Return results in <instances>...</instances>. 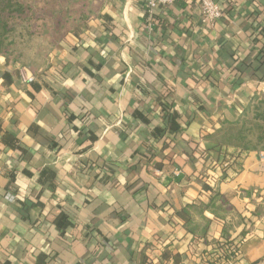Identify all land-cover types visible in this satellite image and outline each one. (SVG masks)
<instances>
[{"label":"crops","instance_id":"crops-1","mask_svg":"<svg viewBox=\"0 0 264 264\" xmlns=\"http://www.w3.org/2000/svg\"><path fill=\"white\" fill-rule=\"evenodd\" d=\"M146 1H110L108 23L96 14L35 74L0 55V264H137L146 244L182 254L165 264H210L224 232L229 264H264V152L225 178L223 154L191 155L210 146L202 127L264 93V0H223L214 25L196 0L148 15ZM204 184L226 196L220 214L201 210ZM188 203L193 236L172 216Z\"/></svg>","mask_w":264,"mask_h":264},{"label":"trees","instance_id":"trees-1","mask_svg":"<svg viewBox=\"0 0 264 264\" xmlns=\"http://www.w3.org/2000/svg\"><path fill=\"white\" fill-rule=\"evenodd\" d=\"M110 1L112 0H0V55L4 57L7 65L19 63L34 74L39 69L44 70L49 66L50 57L61 51L67 35L95 28L93 19L96 14H100L106 23L109 22L102 10ZM219 6L222 12L223 0H219ZM144 12L148 15L147 7ZM161 93L163 98L168 96L166 92ZM166 113L168 133H175L178 129L173 120L175 113ZM200 132L201 138L209 141L210 146L202 149L198 142L192 141L191 155L196 153L204 163L209 159L206 154L210 150L223 154L224 158L218 160L225 178L229 163H236L250 151L264 152V93L254 94L236 118H227L219 128L212 131L207 132L202 127ZM164 139L165 147L171 143L170 146H173L172 138ZM226 155L228 160H225ZM218 156L220 157L219 154ZM156 165L161 167L159 162ZM203 187L212 190V195L207 205L200 206L201 210L207 209L215 215L220 214L219 211L224 210L222 205H227L226 196L205 184ZM194 205L185 204L172 213V216L183 221V227L192 236L195 235V230L189 228L190 210ZM222 238L221 242H216L207 252L208 256H212L208 263L229 264L235 258L233 240H229L225 232ZM149 247V244L142 247L137 264H165L170 259L174 263L181 261V253L167 250L153 259L149 254Z\"/></svg>","mask_w":264,"mask_h":264},{"label":"built area","instance_id":"built-area-1","mask_svg":"<svg viewBox=\"0 0 264 264\" xmlns=\"http://www.w3.org/2000/svg\"><path fill=\"white\" fill-rule=\"evenodd\" d=\"M176 0H147L146 7L148 13H152V11L158 6H163L167 4H172ZM199 4L200 9V17L202 22L209 25H214L222 15L219 0H196ZM26 81H33L32 77H27L26 75L22 76ZM261 159L264 160V154L261 155ZM226 165V164H225ZM8 200H13L15 197L11 194L6 196Z\"/></svg>","mask_w":264,"mask_h":264}]
</instances>
